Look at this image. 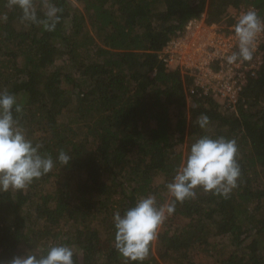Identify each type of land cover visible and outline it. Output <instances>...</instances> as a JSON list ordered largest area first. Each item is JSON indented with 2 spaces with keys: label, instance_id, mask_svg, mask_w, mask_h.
<instances>
[{
  "label": "trees",
  "instance_id": "1",
  "mask_svg": "<svg viewBox=\"0 0 264 264\" xmlns=\"http://www.w3.org/2000/svg\"><path fill=\"white\" fill-rule=\"evenodd\" d=\"M50 2L60 9L51 32L0 0V92L16 95L14 116L42 152L72 161L0 192V264L51 244L72 247L75 264H133L115 248L114 214L148 195L170 202L166 184L205 135L236 141L238 186L177 203L142 264H204L197 251L211 250V264H264V48L235 103L192 94L193 78L160 59L189 22L228 27L230 11L250 9L264 20V0Z\"/></svg>",
  "mask_w": 264,
  "mask_h": 264
},
{
  "label": "clouds",
  "instance_id": "2",
  "mask_svg": "<svg viewBox=\"0 0 264 264\" xmlns=\"http://www.w3.org/2000/svg\"><path fill=\"white\" fill-rule=\"evenodd\" d=\"M9 6L22 11V22L42 26L45 31H55L59 23L60 9L50 0H39V5L37 0H9ZM38 6L43 10V18L38 14ZM233 28L238 38V51L227 56V63L251 61L258 36L264 33V20L256 11L249 10L238 17ZM21 111L22 105L15 94L0 92V192L26 190L57 165L66 167L72 161L64 150L55 158L42 152V145L34 144L27 137L14 116ZM197 123L201 129H207L211 121L202 114ZM237 154L235 140L202 136L191 144L186 160L166 184L172 198L170 202L159 204L154 195H148L126 209L123 215L117 211L113 216L115 248L125 261L142 264L149 255L150 243L157 238L165 220L174 214L177 203L195 198L197 189L227 198L238 186L241 176ZM74 255L73 248L68 245L51 244L45 254L30 250L14 256L8 264H75Z\"/></svg>",
  "mask_w": 264,
  "mask_h": 264
},
{
  "label": "built area",
  "instance_id": "3",
  "mask_svg": "<svg viewBox=\"0 0 264 264\" xmlns=\"http://www.w3.org/2000/svg\"><path fill=\"white\" fill-rule=\"evenodd\" d=\"M251 10V9H250ZM249 11V10H247ZM235 11L231 27L207 25L204 19L188 23L182 35L171 40L160 54V59L171 69L193 78L195 88L220 94L236 102L247 81L256 76L262 61L264 33L258 36L254 57L249 62L227 63V56L238 51V38L233 25L238 17L247 12Z\"/></svg>",
  "mask_w": 264,
  "mask_h": 264
},
{
  "label": "rangeland",
  "instance_id": "4",
  "mask_svg": "<svg viewBox=\"0 0 264 264\" xmlns=\"http://www.w3.org/2000/svg\"><path fill=\"white\" fill-rule=\"evenodd\" d=\"M37 2H39V0H38ZM229 13H230V14H229L230 17H232L233 14H234V15H235V14H238L237 12H235V10H234V11L232 10V11H230ZM216 25H217V24H216ZM217 26H219V25H217ZM220 26H221V27H227V25H225V24L220 25ZM228 27H231V25L228 26ZM153 242H154L153 245L155 246L156 239H155ZM211 253H212V250L209 252V255L206 257L205 254H203V255L201 256V254L197 251V254H198L199 259H200L204 264H211V263H213V258L210 257ZM199 254H200V255H199Z\"/></svg>",
  "mask_w": 264,
  "mask_h": 264
}]
</instances>
